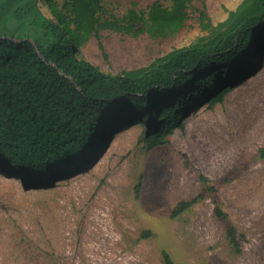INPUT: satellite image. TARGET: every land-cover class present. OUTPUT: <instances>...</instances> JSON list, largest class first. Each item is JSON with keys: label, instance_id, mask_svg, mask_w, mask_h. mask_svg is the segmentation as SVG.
<instances>
[{"label": "rangeland", "instance_id": "obj_1", "mask_svg": "<svg viewBox=\"0 0 264 264\" xmlns=\"http://www.w3.org/2000/svg\"><path fill=\"white\" fill-rule=\"evenodd\" d=\"M103 1L105 17H119L131 4L144 10L158 0ZM242 1L194 0L175 38L101 31L81 54L113 75L145 67L197 44ZM37 6L52 20L40 0ZM247 63L241 78L227 81L221 103L186 109L182 128L158 147H150L154 126L123 118L110 124L81 164L51 172L43 183L0 171V264H165L164 254L173 264H264V160L258 157L264 48ZM193 199L190 209L172 216L180 202ZM214 200L237 231L240 253L215 217Z\"/></svg>", "mask_w": 264, "mask_h": 264}, {"label": "trees", "instance_id": "obj_2", "mask_svg": "<svg viewBox=\"0 0 264 264\" xmlns=\"http://www.w3.org/2000/svg\"><path fill=\"white\" fill-rule=\"evenodd\" d=\"M40 1L52 20L37 0H0V171L30 185L81 164L113 121L132 123L140 117L155 128L150 147L166 143L182 128L186 109L221 103L227 81L241 78L247 59L264 48V0H243L197 44L113 75L82 56L92 37L108 31L175 38L194 0H170L169 6L158 0L144 10L131 4L119 17H105L103 0ZM258 157L264 160V148ZM199 179L215 194L207 178ZM140 187L141 182L137 195ZM197 201L180 202L172 216ZM214 204L227 240L240 253L236 229L216 200ZM163 258L173 264L166 254Z\"/></svg>", "mask_w": 264, "mask_h": 264}, {"label": "bare ground", "instance_id": "obj_3", "mask_svg": "<svg viewBox=\"0 0 264 264\" xmlns=\"http://www.w3.org/2000/svg\"><path fill=\"white\" fill-rule=\"evenodd\" d=\"M85 56H86L87 59H89V60L95 62V63L98 64L99 66H101V67L103 66V65L101 64L100 60L96 59V58L93 57L91 54H89V53H85Z\"/></svg>", "mask_w": 264, "mask_h": 264}]
</instances>
